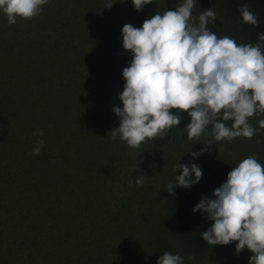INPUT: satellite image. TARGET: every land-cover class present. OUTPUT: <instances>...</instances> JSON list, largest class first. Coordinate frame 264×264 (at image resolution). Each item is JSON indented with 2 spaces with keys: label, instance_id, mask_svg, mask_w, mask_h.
Instances as JSON below:
<instances>
[{
  "label": "rangeland",
  "instance_id": "rangeland-1",
  "mask_svg": "<svg viewBox=\"0 0 264 264\" xmlns=\"http://www.w3.org/2000/svg\"><path fill=\"white\" fill-rule=\"evenodd\" d=\"M25 1L26 16L33 17L30 37L34 39L41 30L44 48L57 43L55 52L48 49L40 54L53 58L71 55L70 45L77 44L76 33L84 23L70 9L84 14L85 0H59L55 7L51 3L57 0ZM100 3L111 20L109 5H119L121 0ZM139 3V9L152 8L158 21L156 25L148 21L141 28L137 25L141 39L150 45L148 59L161 73L171 71L176 81L177 75L193 77L184 84L194 89L197 76L189 73L199 68L204 76L199 94L203 97L207 91L212 96L206 104L214 118L206 122L203 154L205 163H209L195 170L199 178L189 186L192 195L187 219L191 224L195 215L207 227L216 220L222 242L187 250L142 247L143 225L137 216L154 199L159 200L165 172L152 168L158 160L147 159L141 183L146 195L135 193L136 186L130 188L128 178L133 168L117 162L112 166L116 175L106 184L110 188H104L100 182H91L92 172L79 171L76 150L71 145L68 148L67 133L44 141L27 138L19 130L22 127H17V118L9 123L7 113L12 108L7 107L1 112L4 119L0 120V128L18 138L12 145L9 140V156H0V189L10 195L0 196V264H88L90 258L92 264H119L125 260L124 249L138 253L141 264H233L232 257H237L239 264H264V11L254 0ZM41 4L52 22L46 20L39 27L35 18L44 15L37 11ZM115 10L123 12L121 7ZM103 26H108L104 20ZM90 27L87 24L85 29ZM113 39L115 34L104 41L110 46ZM42 100L35 103V110L42 107ZM97 139L92 137L93 141ZM86 148L87 157L97 160L100 154L94 152L95 146L90 143ZM129 149L134 151L131 145ZM109 153L108 148L103 152ZM78 179L86 182L76 184ZM147 184H152V190H147Z\"/></svg>",
  "mask_w": 264,
  "mask_h": 264
},
{
  "label": "trees",
  "instance_id": "trees-1",
  "mask_svg": "<svg viewBox=\"0 0 264 264\" xmlns=\"http://www.w3.org/2000/svg\"><path fill=\"white\" fill-rule=\"evenodd\" d=\"M145 1L121 0L119 5L110 4L111 20L102 11L100 0H85L84 14L71 8V14L84 23L76 33L79 40L70 45L71 55L53 58L40 53L48 49L55 52L56 42L44 48L41 30L35 33L34 39L30 37L33 17L26 16L27 2L0 0V120L4 119L2 110L11 107L7 113L9 123L17 118V127H22L19 130L27 138L44 141L67 133L68 148L71 145L76 150L74 157L79 171L92 172L91 182H100L104 188H110L106 184L116 175L112 166L117 162L133 168L128 178L130 188L133 190L136 186L135 193L146 195L141 187L145 180L143 174L147 162L157 159L152 168L165 174L159 200L154 199L137 216L143 225L142 247L207 248L222 242L217 221L212 220L211 227H207L205 221L193 215L190 224L187 215L192 195L189 186L199 178L195 170L209 163H205L203 154L208 134L206 122L209 117L214 118L206 104L212 101V96L207 91L203 97L199 94L204 88V76L199 68L189 73L197 76L194 89L184 84L193 77L177 75L176 81L171 71L161 73L148 59L146 51L150 45L141 39L142 31L137 25L141 28L148 21L155 25L158 21L152 8L139 9L142 4L139 2ZM254 3L264 11V0H254ZM51 4L58 6L59 0ZM119 7L123 12L112 11ZM37 11L44 14L42 4ZM35 20L39 27L46 20L52 22L46 14L38 15ZM103 20L108 26H103ZM87 24L91 25L89 30L85 29ZM113 34L115 39L109 46L104 40ZM213 89L212 86L210 90ZM41 98L42 107L35 110L33 107ZM7 131L0 128L3 159L9 156L6 154L17 137ZM92 137L98 139L93 141ZM90 143L95 146L94 152L100 154L97 160L87 157L86 146ZM129 145L134 148L133 152ZM107 148L110 153L104 155ZM134 173L137 174L135 181L132 180ZM83 182L86 181L78 179L76 184ZM147 190H152V184H147ZM0 196L8 195L0 189ZM126 225L132 231L131 223ZM139 244L138 241L136 245ZM124 251L125 260L119 264H141L138 253ZM230 261L239 264L237 257ZM92 263L90 258L88 264Z\"/></svg>",
  "mask_w": 264,
  "mask_h": 264
}]
</instances>
